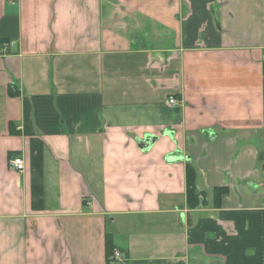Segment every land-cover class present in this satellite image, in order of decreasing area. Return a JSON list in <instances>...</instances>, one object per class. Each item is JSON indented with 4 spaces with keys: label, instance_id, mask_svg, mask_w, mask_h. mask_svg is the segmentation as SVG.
Returning <instances> with one entry per match:
<instances>
[{
    "label": "crops",
    "instance_id": "obj_1",
    "mask_svg": "<svg viewBox=\"0 0 264 264\" xmlns=\"http://www.w3.org/2000/svg\"><path fill=\"white\" fill-rule=\"evenodd\" d=\"M0 44V264H264V0H0Z\"/></svg>",
    "mask_w": 264,
    "mask_h": 264
},
{
    "label": "built area",
    "instance_id": "obj_2",
    "mask_svg": "<svg viewBox=\"0 0 264 264\" xmlns=\"http://www.w3.org/2000/svg\"><path fill=\"white\" fill-rule=\"evenodd\" d=\"M169 103L176 104L177 99L174 96H171L169 99ZM10 165L13 169L20 171V172H22L25 169L24 159L22 157H19V156L11 159ZM114 258L120 263H126L127 262V259L124 258L123 253L121 251H119L118 249H116L114 251Z\"/></svg>",
    "mask_w": 264,
    "mask_h": 264
},
{
    "label": "trees",
    "instance_id": "obj_3",
    "mask_svg": "<svg viewBox=\"0 0 264 264\" xmlns=\"http://www.w3.org/2000/svg\"><path fill=\"white\" fill-rule=\"evenodd\" d=\"M223 189L224 188H218L216 191V195H218L219 192H222ZM116 249L119 250V248L117 247V245L114 242L112 234L107 233V235H106V263L107 264H127V262L126 263H120L114 258V251ZM123 256H124V258H127V256L125 254Z\"/></svg>",
    "mask_w": 264,
    "mask_h": 264
}]
</instances>
